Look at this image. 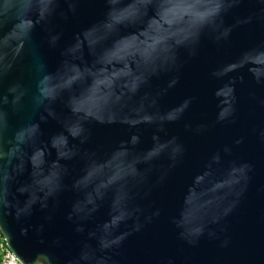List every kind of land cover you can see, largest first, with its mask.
Returning <instances> with one entry per match:
<instances>
[{
	"label": "water",
	"instance_id": "95a60500",
	"mask_svg": "<svg viewBox=\"0 0 264 264\" xmlns=\"http://www.w3.org/2000/svg\"><path fill=\"white\" fill-rule=\"evenodd\" d=\"M0 230L24 264H264V0H0Z\"/></svg>",
	"mask_w": 264,
	"mask_h": 264
},
{
	"label": "built area",
	"instance_id": "2783aa9c",
	"mask_svg": "<svg viewBox=\"0 0 264 264\" xmlns=\"http://www.w3.org/2000/svg\"><path fill=\"white\" fill-rule=\"evenodd\" d=\"M0 264H24L7 245L6 238L0 230Z\"/></svg>",
	"mask_w": 264,
	"mask_h": 264
},
{
	"label": "trees",
	"instance_id": "16d2710c",
	"mask_svg": "<svg viewBox=\"0 0 264 264\" xmlns=\"http://www.w3.org/2000/svg\"><path fill=\"white\" fill-rule=\"evenodd\" d=\"M0 261H1V255H0Z\"/></svg>",
	"mask_w": 264,
	"mask_h": 264
}]
</instances>
